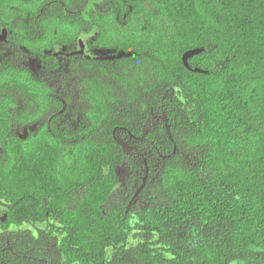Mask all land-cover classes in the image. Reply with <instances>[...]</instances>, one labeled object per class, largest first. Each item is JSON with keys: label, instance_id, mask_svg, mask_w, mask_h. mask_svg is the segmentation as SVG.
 Returning a JSON list of instances; mask_svg holds the SVG:
<instances>
[{"label": "trees", "instance_id": "16d2710c", "mask_svg": "<svg viewBox=\"0 0 264 264\" xmlns=\"http://www.w3.org/2000/svg\"><path fill=\"white\" fill-rule=\"evenodd\" d=\"M106 1L0 0V264H264V0ZM94 23L132 55L46 57L50 84L14 64ZM46 111L35 147L13 133Z\"/></svg>", "mask_w": 264, "mask_h": 264}, {"label": "flooded vegetation", "instance_id": "af4514ba", "mask_svg": "<svg viewBox=\"0 0 264 264\" xmlns=\"http://www.w3.org/2000/svg\"><path fill=\"white\" fill-rule=\"evenodd\" d=\"M31 1V0H27ZM96 5L98 8H96L94 11L99 14V15H104L108 13L109 7H108V2L106 0H96ZM14 7V6H12ZM44 12L46 10H41ZM53 13H58V11H53ZM64 14H77L81 15L82 11L79 9H69L64 7L63 10ZM89 13V12H88ZM126 18V16H124ZM54 21H59L57 18L54 19ZM104 22V21H103ZM49 24V23H48ZM60 30L57 29L56 32H59ZM81 33H79L76 36L75 41L73 42H65V43H54L55 45V51H47L45 55V59L41 62L39 59L35 56H32V53L30 50H28L27 46L20 45L18 47L19 51L23 50L24 53L20 54V57L14 61V64L16 66L22 67L25 70H27L32 77H38V78H44L47 83L50 84L49 82V76L47 74H44V70L48 69L47 64L50 62H47L48 60L46 57H53L57 62L64 63L65 66L69 64V61L72 58H84L86 60H98V61H111V60H116L120 58H115L113 59L116 55H118L121 52L115 53L114 51H111L106 48H97V42L99 37H101V32L98 29V26L96 23H94L93 28L87 30L86 28L81 29ZM9 38H10V33L7 29V27H4L1 23V18H0V59L2 56L5 55L4 51L5 47L8 46L9 43ZM45 44V45H49ZM9 53V52H7ZM125 53V52H124ZM28 58V61H27ZM122 58V57H121ZM52 62V61H51ZM43 64V65H42ZM81 66V65H80ZM14 107V106H13ZM12 107V108H13ZM17 108H20L21 106H15ZM41 121H32L28 126H24L22 128H17V127H12L13 133H15L18 138L24 141V143H28V145H31V147H35L37 142L41 139H46L48 138L45 133V126L47 127V130L50 131L53 121L50 119V111H46L41 117ZM13 125L16 126V119H12ZM63 121L57 122L56 126H60V124ZM113 136L114 139L117 140L118 143L121 144L123 150L126 152L128 155L131 152H137V147L133 144H135L136 140L135 138H131V136H121V134H116V131H113ZM126 147V149L124 148ZM4 147L2 141H0V190H1V177H2V165H3V159H4ZM140 155V152H139ZM8 158V157H7ZM128 163L123 162V164L119 167H124L123 173L121 175L118 174L117 168H116V174L118 176V179L120 180L119 176L121 177L122 180H120L123 185L125 184V180L130 178L131 171L127 166ZM136 188V186H135ZM141 190V187L137 192L134 194L132 200H136L137 194ZM79 196V195H78ZM131 200V201H132ZM7 209L8 205L5 204L3 201H0V236L2 235V230H1V224L6 221L7 219Z\"/></svg>", "mask_w": 264, "mask_h": 264}, {"label": "water", "instance_id": "95a60500", "mask_svg": "<svg viewBox=\"0 0 264 264\" xmlns=\"http://www.w3.org/2000/svg\"><path fill=\"white\" fill-rule=\"evenodd\" d=\"M204 50L203 49H192V50H189V51H187L186 53H184V55H183V57H182V60H183V63H184V65L186 66V68H188L189 70H193L190 66H189V63H188V60L192 57V56H194V55H197V54H199V53H201V52H203ZM132 54L131 53H124V52H121V53H119L118 55H116L113 59H115V58H121V57H128V56H131ZM194 71H196V72H205V71H202V70H200V69H194ZM124 148L126 149V147L124 146ZM176 150V149H175ZM123 171H124V167H119V168H117V172H118V174L119 175H121V173H123ZM121 172V173H120ZM119 178H120V180H122L121 179V177L119 176ZM145 180V179H144Z\"/></svg>", "mask_w": 264, "mask_h": 264}]
</instances>
